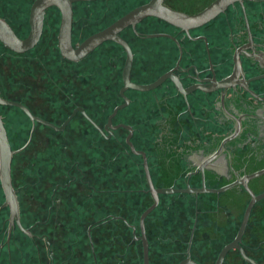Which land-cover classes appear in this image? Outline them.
Wrapping results in <instances>:
<instances>
[{"label":"flooded vegetation","instance_id":"flooded-vegetation-1","mask_svg":"<svg viewBox=\"0 0 264 264\" xmlns=\"http://www.w3.org/2000/svg\"><path fill=\"white\" fill-rule=\"evenodd\" d=\"M152 1L196 14L216 0H64L46 7L32 47L0 40V95L14 102L0 114L27 229L0 179V264H146L150 182L172 190L144 219L149 264H217L226 247L220 264H264V0L187 27L149 14L80 54ZM34 2L0 0L20 38ZM112 221L125 237L102 248L98 229ZM162 226L167 247L153 255Z\"/></svg>","mask_w":264,"mask_h":264},{"label":"water","instance_id":"water-1","mask_svg":"<svg viewBox=\"0 0 264 264\" xmlns=\"http://www.w3.org/2000/svg\"><path fill=\"white\" fill-rule=\"evenodd\" d=\"M234 0H216L204 10L196 13V14H187L184 12L176 11L174 9L168 8L167 6L162 5L160 2L152 1L148 4L141 5L127 13L109 28L91 36L88 38L80 47V54L84 55L92 48H94L100 41L103 39L110 37L113 35V32L120 29L124 25L129 23H134L135 21L140 20L142 17L149 15V14H156L166 18L167 20L174 22L179 25L184 26H193L203 24L213 17H215L219 12L224 10L230 3ZM64 0H35L32 13H31V22L33 25L32 31L27 38H20L11 25L7 22L6 19L0 16V40L8 47L15 49V50H24L32 47L39 39L42 26H43V17L45 9L50 4H58ZM71 4V3H70ZM69 4V5H70ZM69 17H71V13H67ZM0 103H14L8 100H5L0 95ZM15 151L11 148V144L9 141V137L7 134V130L4 125V121L2 115L0 114V179L4 188V192L6 194V200L3 206L10 205L12 213L11 219L17 220L19 226L27 232V229H24L21 220H20V209H19V202L15 192V189L12 185V178H11V164L12 158ZM152 193L154 196L155 202L150 206L142 215L141 217V226L143 229V236L144 239V251H145V263L149 264V247H148V240L145 235V227H144V219L146 215L157 205L159 201V193L164 191H171L172 189H157L154 187L153 183L150 182ZM255 198L250 203L249 207H251L254 202ZM247 222V216L244 220L242 228L239 232L237 237L240 238L244 232V228ZM228 247H226L219 259L218 263L223 259L224 254Z\"/></svg>","mask_w":264,"mask_h":264},{"label":"trees","instance_id":"trees-1","mask_svg":"<svg viewBox=\"0 0 264 264\" xmlns=\"http://www.w3.org/2000/svg\"><path fill=\"white\" fill-rule=\"evenodd\" d=\"M7 1V0H6ZM114 226L112 227V229H106V228H103V229H98V233H97V239H99L101 241V243L99 244L102 248H105L103 247L105 245L104 241L108 238L110 239H123L125 236H123V231L121 229H119L117 231L116 227L117 224L115 221H112L111 222ZM153 225V222L152 223H149L148 226L149 228H151ZM111 227V226H110ZM108 231L112 234L111 237L107 236L108 234ZM168 231L166 230V228H164V226H162L159 231L157 232V234H152L153 235V240L151 241L152 243V250H151V253L154 255L157 253V251L161 250V249H164L167 247L166 245H164L163 243H161V241L164 239V235L167 233ZM80 236L81 238L86 242V239L88 238L87 237V231L82 228L81 231H80ZM19 238H29L27 237L24 233H19L18 235ZM168 238V237H167ZM30 239V238H29ZM32 244V243H31ZM86 254H90V252L88 250L85 251ZM31 253L27 254V253H21V261H24L25 263L29 262V261H32V260H35L36 258H38V253H33L32 255H30ZM102 255H105V253H103ZM2 264H5V263H2Z\"/></svg>","mask_w":264,"mask_h":264}]
</instances>
